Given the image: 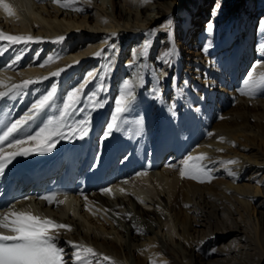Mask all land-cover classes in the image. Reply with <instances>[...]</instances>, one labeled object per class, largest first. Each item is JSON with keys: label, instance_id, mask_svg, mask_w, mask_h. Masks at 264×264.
<instances>
[{"label": "bare ground", "instance_id": "1", "mask_svg": "<svg viewBox=\"0 0 264 264\" xmlns=\"http://www.w3.org/2000/svg\"><path fill=\"white\" fill-rule=\"evenodd\" d=\"M211 1L109 0L107 7L106 0H78L76 7L84 11H74L54 0H9L16 15L0 10V31L31 35L39 39L30 43H42L34 51L27 48L29 42L15 43L0 53V78L14 84L36 81L5 96L0 110L18 112L24 96L39 85L42 95L56 87L54 101L37 117L32 135L49 119L59 118L68 93L89 72L96 73L77 110L65 119L62 131L69 138H56L51 151L17 156L19 166L0 174V212L14 206L71 226L58 233L66 264H76V250L67 241L92 247L116 264H152L153 259L157 264H264V88L252 97L242 94L247 73L254 67L256 74L264 72V0H214L208 6ZM217 3L220 8L213 14ZM201 6L204 14L198 11ZM254 15L261 19L254 20ZM197 16L201 18L195 22ZM209 22L214 25L211 33L206 30ZM146 41L145 57L141 51ZM169 49L173 55L165 63ZM49 57L52 62L46 63ZM58 69H64L59 76L50 75ZM128 79L135 85V99L108 133L116 114V101L109 103V97L117 100ZM93 93L102 107L92 106ZM85 120L87 135H73L72 127ZM158 138L168 140L166 147H158ZM171 146L177 148L160 168V154ZM98 150L105 169L118 158L126 161L121 175L113 167L115 177L102 184L99 168L68 195V204L56 202L63 201L56 190H41L56 197L52 203L19 195L39 166L51 174L45 182L50 185L67 152L75 151L81 159ZM199 153H207L210 182L180 175L181 162ZM12 177L22 182L15 191L6 185Z\"/></svg>", "mask_w": 264, "mask_h": 264}, {"label": "snow or ice", "instance_id": "2", "mask_svg": "<svg viewBox=\"0 0 264 264\" xmlns=\"http://www.w3.org/2000/svg\"><path fill=\"white\" fill-rule=\"evenodd\" d=\"M64 8H71L74 11H84L83 8L76 7L78 0H54ZM146 2V0H145ZM220 8V4L217 3V11ZM0 10H2L8 16H15L16 10L14 5L9 0H0ZM262 25V31H264V21L260 22ZM214 25L209 22L206 26V30L211 33ZM34 38L31 35H12L0 31V40H7L11 43L29 42ZM64 37H57L58 41H62ZM114 47V46H113ZM149 42H145L142 46L141 54L145 57L148 55ZM264 47V45H261ZM207 48L204 49L207 52ZM102 52H97L96 55H101ZM173 55V50L169 49L164 53L165 63L170 61L168 57ZM20 59L19 56L16 58ZM52 57L48 58L46 63L52 62ZM43 66V65H41ZM64 69H58L57 71L50 73L52 76H59ZM96 73L89 72L87 79L78 88L73 89L68 93L67 100L63 103L62 110L59 118H51L43 127L35 133V135L28 134L24 139H11L14 134L21 132L22 128L33 121L41 112L44 111L54 101L56 95V87L53 86L46 95H43L38 99L29 111L21 117L19 120L9 124L3 134L0 135V174L4 173L5 168L17 157L27 156L33 152H48L51 151L56 143V138H69L66 137L62 129L66 127L65 119L69 117L74 111H76L75 105L79 103L80 96L83 89L89 82V80L95 78ZM47 77H40L37 79H46ZM10 78H0V97L8 96L9 94H17L28 85L35 83L33 79H26L19 84L10 83ZM142 85V78L139 80ZM244 89L242 94L249 97L254 96L261 88H264V72L256 74L255 67L247 73V78L243 81ZM103 87V86H101ZM134 83L131 79L123 81V91L116 100L115 115L112 117V122L108 124V133L113 128L117 127V120L119 116L126 112L132 101L135 99ZM152 91L158 92V89L153 88ZM95 93L92 94L94 108L102 107V103L99 100L94 99ZM89 121H80L77 125L72 127L73 135L79 133L81 135H87L88 128L85 126ZM223 141L225 138L220 137ZM7 147L13 149L12 151H6L3 147L5 142H8ZM34 141V146H25L29 142ZM208 158L207 153H199L196 156L189 155L184 161L181 162L180 169L181 177H187L190 179L199 180L201 183L210 182L213 178L211 170L206 167L204 161ZM228 164H236L237 160H229ZM173 166V165H170ZM235 176V173H230ZM106 192H110L111 189H104ZM42 199L52 203L56 201L54 195L44 196ZM57 203H64V201H56ZM0 264H66L64 261V249L58 246V233L59 230H71V226L68 224L58 223L49 217H41L34 215L31 211L15 210L14 206L10 207L5 212H0ZM75 248L74 258L76 264H102V261H108L109 264H116V261L108 256H101L92 247L87 245L78 244L74 241H67ZM212 251H216L212 249ZM99 259L97 260V258ZM152 264H157L155 259L152 260ZM161 264H167V262H161Z\"/></svg>", "mask_w": 264, "mask_h": 264}, {"label": "rangeland", "instance_id": "3", "mask_svg": "<svg viewBox=\"0 0 264 264\" xmlns=\"http://www.w3.org/2000/svg\"><path fill=\"white\" fill-rule=\"evenodd\" d=\"M109 0H106V6L108 7V5H110V2H108ZM212 2H214V0H212L209 4H208V6L212 3ZM208 6H207V8H208ZM203 8V6H201L199 9H198V11L199 12H201V13H203L204 11H206V10H203L202 9ZM235 11V9H230L229 10V12H231V14L233 13ZM206 13V12H205ZM204 14V13H203ZM206 15V14H205ZM258 15V14H257ZM257 15H254L255 16V19L254 20H256V18H257ZM260 15V14H259ZM208 17V16H207ZM200 16L198 17H195V22L196 21H198V20H200ZM259 19H261V18H257V20H259ZM254 25H255V22L253 23ZM193 26L196 28V24H194L193 23ZM197 27H199V26H197ZM198 29V28H197ZM255 30H257V29H255ZM198 32V30L197 31H195L194 32V35H193V38H195L196 37V33ZM253 36L255 37V40L257 39V34L256 35H254L253 34ZM23 43V46H26L27 45V43H25V42H22ZM30 43V42H29ZM134 43V45H135V42H133ZM13 44H15V43H9V41H7V40H4V42L3 43H0V53L2 54V53H4V52H6V51H8L11 47H12V45ZM18 45H19V43H18ZM17 45V46H18ZM37 44H34V43H30V44H28L27 45V48L29 47L32 51H34V47L36 46ZM42 45V43H40V44H38L37 45V47L38 46H41ZM251 45H253V47L254 46H256L257 45V42L255 41V43H253V42H251ZM32 46V47H31ZM179 51H181V50H179ZM100 65H101V61H100ZM137 71H138V73H139V69H137ZM39 87V88H38ZM37 87V89L33 92V93H31V94H29L28 95V97L27 98H25L24 99V101H23V106L21 107V110L17 113V115L18 114H20V115H25L28 111H29V109L32 107V105L38 100V99H40L43 95L41 94V91H42V86L41 85H39ZM40 87H41V89H40ZM25 97V96H24ZM28 99V100H27ZM26 100V101H25ZM14 101L15 100H13V101H10L9 102V104H13L14 103ZM30 101V102H29ZM112 101L115 103V101H116V97H114L113 96V94L109 97V103H112ZM25 106V107H24ZM22 111V112H21ZM24 112H26V113H24ZM12 113V114H11ZM9 112V111H5L4 113H3V115H2V117L4 118V120L5 119H7V118H10V117H12L14 114H13V112ZM107 113H108V110H107ZM5 114V115H4ZM111 114H112V111L109 113V118H110V116H111ZM42 115V114H41ZM40 115V116H41ZM39 116V117H40ZM38 119V118H37ZM8 121V120H7ZM13 122H14V120H13ZM31 122H33L31 125H29V127H28V129H26L25 130V134L27 135L29 132V130L30 129H32L33 127H34V125L36 124V119H34L33 121H30L29 122V124L31 123ZM104 124V123H103ZM105 126H106V124H105ZM102 130V131H101ZM101 132H103V128L102 129H100V131L97 133V135L99 134V139H101V142L99 141V143H103V140H102V137H103V134H101ZM101 134V135H100ZM105 144H107V142L105 143ZM100 145V144H99ZM171 148V147H170ZM171 150H169V152H170ZM162 154V153H161ZM161 158V157H160ZM160 164H162L161 166H160V168L163 166V164H164V162H163V160L162 161H160Z\"/></svg>", "mask_w": 264, "mask_h": 264}]
</instances>
